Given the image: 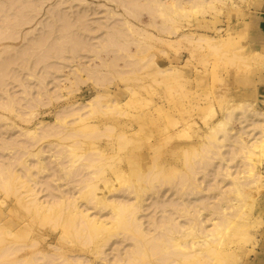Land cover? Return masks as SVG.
I'll return each instance as SVG.
<instances>
[{
  "label": "rangeland",
  "instance_id": "obj_1",
  "mask_svg": "<svg viewBox=\"0 0 264 264\" xmlns=\"http://www.w3.org/2000/svg\"><path fill=\"white\" fill-rule=\"evenodd\" d=\"M11 1L13 6H10V0H0V33L7 26L13 25L20 10H25L30 3L42 5L37 23L24 25L21 29L23 36L28 35L31 40L34 39L37 25L49 20L47 15L51 5H57L61 1L64 2L62 7L68 8L66 11H77L76 5L80 3L78 0ZM87 1L97 11L111 7L117 13H124L117 4H108L104 0ZM179 2L167 0L170 9L177 12L170 11L165 18L160 16L153 20L145 12L141 21L130 19L129 24L133 28L127 39L132 43L125 48L124 55L127 56L118 60L121 74L111 81L101 78L103 75H112L102 61L112 62L117 59L110 51H79L77 58L67 53L65 57L73 58L70 61L75 65L61 70L58 68L63 64L53 63L60 61L68 65L66 59L54 58L40 63L36 60L39 59V51H25L32 54L29 68L19 70L16 65L12 66L15 69L13 78L16 79L19 71L21 78L17 81L10 80L7 89L10 98L19 99V103L15 102L13 105L14 109L17 108L25 115H19L16 110L0 109L3 118L0 121V148L7 142L20 146L30 145L35 153L40 149L45 150V161L50 163L56 160L52 157L54 150L58 152L56 144H66L70 148L77 141H82L84 150L88 151L92 149L91 142H94V148L108 155L106 159L94 163L91 170H97V167L106 170L112 184L126 192L119 195L128 200L129 197L138 196L131 191L149 185L141 176H147L152 170L157 172L162 169L161 165L165 168L173 165L185 176L190 172V165L196 163L201 156L218 151L214 140H222L223 133L218 131L212 135L211 131L220 121H227L228 126L239 129L242 124L234 116L230 117V113L240 111L238 106L246 104L249 106V113L258 110L264 114V33L257 34L258 23L255 22L259 16L264 15V0H197L195 8L192 4H185L186 2L179 8ZM95 12L91 15V22L100 18V21L110 24L111 20L106 13ZM163 24L166 26L165 31L160 29ZM36 33L42 36L43 30ZM96 36L97 34L93 36L92 43L98 41ZM78 39L82 43L83 39ZM22 43L7 40L0 43V48L13 45L16 49ZM49 64L55 69L49 70ZM33 71L42 78L47 76L45 84L30 75ZM49 71L55 73L50 74ZM99 79H103L104 85L97 88L95 83ZM97 93L102 95L103 105L98 110L93 108L77 111L83 115V121L67 117L59 137L38 142L34 147V141L24 136L28 132L38 133L43 128L53 127L58 112L68 107L78 108ZM2 94L0 90V102L8 97L4 94L5 98H2ZM245 122L250 134L258 131L255 126H250L249 120ZM86 126H92L100 133L94 141L81 135V130ZM246 139L243 137V140ZM15 150L0 149V164L5 166L13 163L17 156ZM220 150L227 151L229 146ZM76 151L82 152L79 149ZM257 154L260 152L255 150L246 155L251 158L253 167L246 166L241 175L236 167L237 162L234 161L230 163V172L210 177L223 190L229 188L237 176L239 180H246L248 185L241 198L234 189L231 190L233 203L240 205L241 209L237 213H230V208L226 210L232 227L223 240L215 242L216 251L210 257L199 256L198 260L191 258L183 261V264H264V185L256 180L264 172L260 173ZM220 161L217 158L213 160L210 173L217 166H214L215 163ZM31 162L38 164L37 158L31 159ZM117 162L119 164L116 168L121 166L125 169L120 172V177L116 175L118 169L113 168ZM45 165L48 169V165ZM59 170V167L51 165L49 172L46 170L39 174L38 169L33 168V172L37 174L23 177L30 190L19 183L20 178L16 182L19 184H15L13 188L0 187V227L13 230L18 236L7 238L14 244H5L0 240V250L10 249L15 253L22 249L23 252L18 254L19 258L35 255L37 260L34 264L45 263V258L57 251L58 256L67 264H106L103 251L109 252L111 244L115 248L112 258H117L120 252L132 247L135 242L124 240L122 236L115 238L106 247L101 246L95 240V234L90 232L88 235L87 231L75 233L70 229L72 224L66 220L70 211L68 206L48 209L49 200L66 193L76 192L78 204L86 202V196H89V188L71 190V186L62 178L64 173ZM88 174L85 171L71 182L81 180ZM59 175V180L52 181V178ZM103 177L104 174L98 171L94 180ZM28 178H33L38 183ZM195 178L198 182L207 180L202 172L197 173ZM173 190H176L173 184L167 183L162 189L164 195L161 197L147 196L141 192L142 195L145 194L147 201L144 203V212L141 211L139 217H142L146 228L153 227L150 225V218L159 221L164 218L162 206L165 205V200L171 202ZM185 192L187 199L200 196L187 190ZM35 200L40 202L39 205L33 203ZM215 201L216 198L210 200V203ZM87 206L95 210L97 207L95 202H91L89 205L84 204L82 208ZM91 211L94 213V210ZM176 218L183 222L182 218ZM210 225L211 223L208 224L209 227ZM101 237L103 239L107 235ZM53 246H57L58 250ZM14 253H3L0 264H8L13 258L19 260ZM43 256L44 260L41 259ZM48 264L54 263L50 261Z\"/></svg>",
  "mask_w": 264,
  "mask_h": 264
},
{
  "label": "bare ground",
  "instance_id": "obj_2",
  "mask_svg": "<svg viewBox=\"0 0 264 264\" xmlns=\"http://www.w3.org/2000/svg\"><path fill=\"white\" fill-rule=\"evenodd\" d=\"M78 1L80 3L76 5L77 11H66L68 8H63L64 2L61 1L57 5H51L47 15L49 20L45 24H42L41 21L40 25H37L33 40L28 39V35L23 36L21 29L24 25L37 23L36 19L42 13V5L35 2L26 6L25 10H20L16 22L14 21L13 25L7 26L0 33V43L7 40L23 42L16 49H14L13 45L0 48V90L3 93L1 97L5 98L4 94L8 95L3 102H0L1 110L18 111L17 108L14 109L13 105L15 102L19 103V99L17 97L10 98L7 89L10 80L17 81V79L21 78L20 71L16 79L13 78L12 74L15 75V69L12 66L16 65L19 70L29 68L32 54L25 51H39L40 55L38 58L40 60L37 58L36 60L40 61V63L54 58L59 60L62 58L66 59L68 65L60 61L53 63L54 65L63 64L58 70L75 65L74 62L70 61L73 58L65 57L67 53H71L74 55V58H77L76 54L79 51H110L115 54V58L117 59L112 62L102 61L103 66L109 69L112 75H103L101 78L105 81H111L121 74L118 60L127 56V54L126 56L124 55V51L132 43L131 40L127 39V37L131 36L129 32L133 28L129 24L130 19L141 21L145 12L153 20L160 16L165 18V15L169 14L170 11L177 12V10L170 9L167 0H104L108 4H117L118 7H122L123 14L117 13L111 7L97 11L88 4L87 0ZM179 1V8L185 2V4H192L195 8V2H197V0ZM10 6H13L11 0ZM94 11H96V14L106 13L111 20L110 24L100 21V18L95 19L94 23L91 22V15ZM79 21L81 25H79ZM255 22L258 23L257 34L262 35L264 33V15L259 16ZM165 28L166 26L163 24L160 29L165 31ZM41 29L43 30L42 36H38L36 32ZM96 34L98 41L92 43L93 36ZM78 38L83 39L82 43ZM27 39L28 42L26 43ZM80 46L82 49H80ZM54 51L59 52L56 53ZM80 57H83V55ZM48 66L49 70L55 69L52 64ZM130 66L132 67L131 61ZM49 73L54 74L55 72L49 71ZM30 75L37 78L43 84L47 81V76L42 78L37 72H30ZM102 80L95 83L97 88L104 85ZM95 95L91 100L78 108L70 109L68 107L58 112L53 127L43 128L38 133L28 132L24 136L34 141L32 143L34 147L38 142L45 141L51 137H59L67 117H75L83 121V115L77 111L93 108L98 110L103 105L101 101L102 95L100 93ZM22 98L24 99V96ZM33 102L37 104L36 101ZM237 108L240 111L230 113V117L234 116L242 124L239 129L228 126L227 121H220L211 131L212 135H215L218 131L223 133L222 140H214L218 151H213L211 155L206 153L201 156L196 163L190 165V172L186 173L185 176L181 174L179 168L173 165L170 168H165V166L161 165L162 169H159L157 172L152 170L147 176H141L146 179L149 185L131 191L135 192L138 195L137 197H129L128 200L125 197H121L119 194L126 192L121 190L118 185L115 187L112 184V180L106 175V170L101 167H97V170H91L94 167V163L106 159L108 154L104 151L101 152L98 148H94L96 147L94 146V142H91L93 144L92 149L88 151L84 150V142L82 141H77L76 145L70 146V148H67L66 144H56L58 152L54 150L52 155L56 160H52L50 163L45 161L44 155L46 152L43 149L35 153L32 151L30 145L20 146L12 142L5 143L0 149L3 151H13V149H16L17 156L11 164L5 166L0 164V187L10 189L15 184L20 183L29 189V184L23 180V177H31L37 174L33 172V168H37L39 174L44 173L46 170L49 172L51 165H53V167H59V171L64 173L62 178L67 185L71 186V190L77 188L80 191L89 188L87 192L89 196H86V202L78 204L79 198L76 197V192L66 193L65 195L57 196L53 200H49L48 209L55 206H68L70 211L66 216V220L72 224L70 229L75 233L87 231L88 235L90 232L95 234V240L99 241L101 246H108L111 241L120 236L124 240H133L135 242L132 247L124 252H120L117 258L116 256L114 258L111 257V254L115 251V248L111 244L109 252L107 250L103 251V259L106 260V264H183V261L191 258L198 260L199 256L210 257L213 251H216L214 248L215 242L223 240L228 230L232 227L231 218L228 217L229 213H226V210L230 208V213H237L241 209L240 205L233 203L231 190L234 189L238 197L241 198L245 194L248 185L246 180H239L237 176L234 183L230 184L229 188L223 190L220 186L216 185L217 182L213 183L210 177L219 174L223 175V172H230V169H232L230 163L234 161L237 162L236 167L239 175H241L245 172L246 166L253 167V164L250 162L251 158H247L246 155L254 153L255 150L260 152V154H257V157L260 159V173L264 172V114L258 110H253L252 113H249V106L246 104H242ZM18 113L22 116L25 115L21 111H18ZM245 120H249L250 126H255L258 129L255 134H250ZM0 121H3L2 115H0ZM81 135L94 141L100 133L93 129L92 126H86L81 130ZM243 137L247 139L243 140ZM226 146H229V150H220ZM77 149L82 152H77ZM35 158L38 160L37 165L31 162V159ZM215 158L221 159L224 163H221V161L217 164L215 163L214 166H217L210 173L209 168ZM45 163L48 165V169ZM118 164L119 162L113 168H116L115 166ZM116 169H118L117 177H120L122 175L120 172H124L125 170L121 166ZM85 171L89 172L87 176H83L81 180H77L74 183L71 182L72 179L75 180L77 176H81ZM98 171H101L104 177L94 180ZM199 172L204 173V178L207 177L206 181L198 182L199 180H196L195 176ZM19 178L21 181L16 183ZM30 179L34 180L36 184L38 183L37 180L28 178V180ZM59 179L60 175L52 178V181ZM256 180L263 186L264 174L258 175ZM101 183H103V186ZM167 183H172L176 189L173 190L174 197L170 203L165 200V205L162 206V212L165 213L164 218L161 221L150 218V225L153 227L146 228L142 217H139V213L141 211L144 212V203L147 201L145 194L147 196L154 195L161 197L164 195L162 189ZM185 190L200 194V196L194 197V199H187ZM18 192L20 193L19 190ZM141 192L145 193L143 194L144 196ZM214 198L217 201L210 203V200ZM131 199H135V201ZM91 202H95L97 205L95 207L96 210L90 206L82 208L84 204L89 205ZM33 203L39 205L40 202L35 200ZM158 204L160 205L161 203L159 202ZM91 210H94V213ZM176 216L182 218L184 223L178 221ZM209 223H211L210 227L208 226ZM12 231L0 227V240L5 244H14V242L7 239L9 236L18 237L17 233ZM101 235H107V237L102 239ZM119 241L122 240L120 239ZM53 247L58 250L57 246ZM21 252H23L22 249H19L15 253L13 250L5 249L0 250V256L3 253V255L14 253L15 257L19 258L18 254ZM58 254L59 251L48 258L41 257L42 260L45 258L46 262L40 264H48L50 261L54 264H67ZM58 258H60L59 262H57ZM36 260L37 257L33 255L30 258L21 257L19 260L13 258L8 261V264H34Z\"/></svg>",
  "mask_w": 264,
  "mask_h": 264
}]
</instances>
